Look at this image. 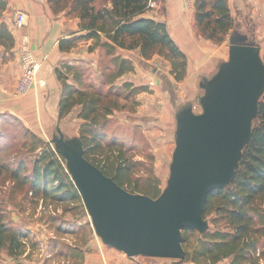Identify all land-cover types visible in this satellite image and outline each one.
<instances>
[{
	"label": "trees",
	"instance_id": "trees-1",
	"mask_svg": "<svg viewBox=\"0 0 264 264\" xmlns=\"http://www.w3.org/2000/svg\"><path fill=\"white\" fill-rule=\"evenodd\" d=\"M55 11L66 10V16L79 20L78 31L70 39L61 40V50L71 48L80 40L94 41L89 50L103 48L106 55H112L117 48L135 50L145 59L157 54L170 64V73L176 81L186 74L187 57L173 41L165 22L145 14L156 0H47ZM6 2L0 0V10ZM193 26L204 39L221 43L234 27L227 0H194ZM0 28V38L3 37ZM264 61V48L262 51ZM132 64L124 58H112L106 66L105 92L92 86L84 70L78 66L63 65L55 73L61 80V95L58 118L64 117L78 106L77 118L79 138L82 141L84 157L111 177L119 186L131 193H142L157 197L158 179L155 177H133L136 163L130 162L121 149L109 141L107 153L102 151L104 128L108 117L118 105L111 94L114 87L124 88L136 94L141 88L125 82L115 85L114 80L132 70ZM71 79V83L69 82ZM264 99V94L262 95ZM124 105H119L122 108ZM8 115L0 114V119ZM41 150L35 154L30 174L24 175L29 189L43 199L57 202H81L80 195L65 168V160L55 152L49 143L33 137ZM117 150V151H115ZM115 152V153H112ZM99 155L101 158H97ZM97 156V157H99ZM21 163L12 172L19 177L24 170ZM0 168V173H1ZM150 192V194L148 193ZM208 219L209 228L203 233L194 229H183L185 256L181 264H264V101L258 103V112L252 123L248 143L242 149L238 167L232 181L224 188L211 191L206 199L203 218ZM23 235L8 225L0 211V248L10 256L21 254L25 247Z\"/></svg>",
	"mask_w": 264,
	"mask_h": 264
},
{
	"label": "water",
	"instance_id": "water-1",
	"mask_svg": "<svg viewBox=\"0 0 264 264\" xmlns=\"http://www.w3.org/2000/svg\"><path fill=\"white\" fill-rule=\"evenodd\" d=\"M200 112L193 102L174 112V148L165 187L155 198L131 193L84 157L79 136L65 135L59 124L49 142L65 168L106 246L127 257L182 260L183 229L203 233L208 194L234 176L248 143L264 94L261 46L244 33L229 36L228 58L210 77H201Z\"/></svg>",
	"mask_w": 264,
	"mask_h": 264
},
{
	"label": "crops",
	"instance_id": "crops-1",
	"mask_svg": "<svg viewBox=\"0 0 264 264\" xmlns=\"http://www.w3.org/2000/svg\"><path fill=\"white\" fill-rule=\"evenodd\" d=\"M4 1L6 8L0 10V28L4 32L0 38V114L13 116L23 120L30 127L37 126L42 129L51 121L48 112L55 111L56 121L59 120L58 105L62 84L55 73L57 68L63 65L78 66L84 70L85 76H88L87 81L91 82L92 86L108 88L104 76L106 66L112 58L117 57L129 60L133 67L131 71L117 77L114 84L128 82L133 86H141L140 91L134 94V101L139 105L136 116L139 120L136 121L134 115H131L134 127L146 135L158 132L160 134L163 130L165 138L168 137L170 120L171 122L175 120L173 108L182 105L184 101L192 100L195 95L191 89L192 83L189 84L191 85L189 90L183 87L175 90L170 75L153 68L150 60L143 58L138 49L117 48L112 55H106L105 50L100 47L89 50V46L94 43L90 39L77 41L71 48L61 50L60 41L70 39L78 31L77 17L66 16V10L55 12L47 0ZM227 4L233 18L236 15L243 17L251 15L260 21L258 30L264 26V0H227ZM17 11H23L26 16L25 24L20 29L15 28L13 24ZM145 15L165 22L169 35L186 55V74L181 83L205 74L211 60L216 59L218 63L226 60L225 51L212 50L208 47L206 39L196 35L193 26L194 0H156ZM24 44L28 45L38 67L35 84L25 94L18 95L16 87L21 73V53ZM208 48L212 55H208ZM69 82H72L71 79ZM72 110H77V107H73L69 113ZM112 113L109 119L115 117V111ZM79 120L81 122V119ZM151 150L155 154L170 153L167 142L157 143ZM152 263L164 264L158 261L150 262ZM83 264L147 263L128 261L118 254L99 251L89 257L86 256Z\"/></svg>",
	"mask_w": 264,
	"mask_h": 264
},
{
	"label": "rangeland",
	"instance_id": "rangeland-1",
	"mask_svg": "<svg viewBox=\"0 0 264 264\" xmlns=\"http://www.w3.org/2000/svg\"><path fill=\"white\" fill-rule=\"evenodd\" d=\"M234 18L236 21L234 27L226 34L224 41L217 43L206 39L208 47L215 51L217 49L225 51L227 60L230 34L233 32L244 33L248 37L253 36V40L260 44L262 54L264 26L258 30L260 25L258 18L251 15L246 17L236 15ZM196 35L203 38L197 32ZM208 49V55H212L210 48ZM149 60L157 71L160 70L170 75L175 90H179L181 87L189 90L191 86L189 84H193L191 89L195 92V95L189 101L193 102V110L200 112L201 108L197 98L203 94V90L199 87V82L202 76L210 77L216 72L219 61L209 59L211 63L206 67L207 72L205 74L181 83V81L174 79L170 73V64L163 57L154 54ZM117 85H122V83L119 82ZM97 87L102 89L103 92L107 90L105 86ZM111 92L118 105L113 109L115 117L111 119L108 117L104 128L103 143L105 146L102 151L103 157L110 152V149H108L109 141L114 142L115 149L121 143V149L124 151L125 156L130 162L136 163L133 169V177H143L141 179L148 176L155 177L158 179V190L161 191L165 187L169 176L171 152L174 148L175 120L173 122L170 120L169 134L166 138L162 129L160 134H158L159 132L156 134L148 133V135L142 134L139 129L134 127V122L131 121V115H134L136 121L139 120V118H136L139 105H136L134 101V94L118 87H114ZM260 100L264 101L262 97H260ZM119 105L124 106L119 108ZM76 107L77 110H72L71 113L66 114L57 121L56 112H48L51 121L49 125L42 129L37 126L30 127L23 120L10 115L0 119V168L2 169L0 173V211L3 212L8 225L24 236L25 242L23 252L16 257L10 256L4 248H0V264H83L86 256L89 257L99 251L118 254L128 261H139L147 264L155 261L164 264H181L179 260L169 258L144 256H137L135 259L127 258L124 253L103 244L95 234L82 200L81 202H57L50 198L43 199L41 195L30 191L29 182H24L22 177L30 174L33 158L41 150L39 142L32 143L33 137L34 139L37 137L44 144L49 143L53 147L49 140L56 133L55 126L57 123L65 135L70 137L79 136L81 122L76 116L79 109L78 106ZM175 109L174 107V112ZM36 120H34V123ZM161 142L169 144L168 152L170 153L165 154L166 156L161 153L155 154L151 150L153 146ZM97 156L96 159L101 158V156ZM21 163L25 166V169L19 171L18 178H13L12 172ZM148 193L150 194V192ZM212 216V214L209 215L206 220ZM221 264H225V262Z\"/></svg>",
	"mask_w": 264,
	"mask_h": 264
},
{
	"label": "built area",
	"instance_id": "built-area-1",
	"mask_svg": "<svg viewBox=\"0 0 264 264\" xmlns=\"http://www.w3.org/2000/svg\"><path fill=\"white\" fill-rule=\"evenodd\" d=\"M151 5L153 6V3ZM25 18L23 11H17L13 21L14 27L17 29L22 28L25 24ZM37 67L31 50L27 44H24L21 53V73L16 87V94H25L35 84ZM136 257H131L130 259H135Z\"/></svg>",
	"mask_w": 264,
	"mask_h": 264
}]
</instances>
